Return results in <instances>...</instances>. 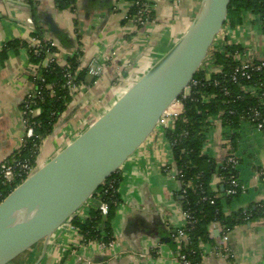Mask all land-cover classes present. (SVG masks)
<instances>
[{
  "label": "crops",
  "instance_id": "obj_1",
  "mask_svg": "<svg viewBox=\"0 0 264 264\" xmlns=\"http://www.w3.org/2000/svg\"><path fill=\"white\" fill-rule=\"evenodd\" d=\"M73 4V8L61 10L55 0H0V167L26 141L22 108L27 95L36 89L38 67L30 59L31 46L55 42L59 65L80 49L75 72L87 75V80L79 81L84 89L72 95L53 132L43 138L39 167L108 110L176 43L202 0H155L152 22L143 26L128 19L132 0H75ZM243 24L244 32L238 30L236 36L248 43L253 57L264 59V44L260 38L252 41L250 35L255 30L246 25L251 23ZM11 41L17 46L1 54ZM49 60L45 59L43 66ZM202 151L218 165L232 151L238 158L239 197L226 201L217 174L210 184L223 198L227 215L250 211L264 202V133L241 119L233 128L217 121L208 129ZM119 171L120 203L112 219V247L84 243L82 235L66 223L48 241L38 243L10 264H179L186 237L180 245L175 244L169 240V232L183 229L186 215L167 136L156 131ZM91 208H95L92 200L76 215L85 221ZM223 228L218 221L209 225L211 241L200 244L201 264H264V213L249 216L230 229L226 243L230 251L218 255L215 248Z\"/></svg>",
  "mask_w": 264,
  "mask_h": 264
},
{
  "label": "water",
  "instance_id": "obj_2",
  "mask_svg": "<svg viewBox=\"0 0 264 264\" xmlns=\"http://www.w3.org/2000/svg\"><path fill=\"white\" fill-rule=\"evenodd\" d=\"M230 3L202 0L193 21L163 56L0 201V264L48 241L156 132L164 111L190 85L226 24ZM169 240L177 244L172 232Z\"/></svg>",
  "mask_w": 264,
  "mask_h": 264
},
{
  "label": "trees",
  "instance_id": "obj_3",
  "mask_svg": "<svg viewBox=\"0 0 264 264\" xmlns=\"http://www.w3.org/2000/svg\"><path fill=\"white\" fill-rule=\"evenodd\" d=\"M75 0H55L57 7L61 10L73 8ZM144 0H132V6L129 16L134 17L137 11L141 8V3ZM243 11H251L255 14H264V0H231L227 22L232 26L243 23ZM264 16V15H263ZM154 17V11L151 12L150 18ZM264 31V20L262 23ZM17 46L15 41H11L5 45L1 54L6 55L7 51ZM38 49L39 53L35 54L34 50ZM56 47H51L49 42H43L42 46L30 47V59L33 64L38 65V77L36 79V89L33 92L32 107L35 113L30 115L29 123L33 125L37 137L26 139L23 147L14 153L7 161L12 163L16 161L28 160L33 166H36L39 149L43 138L53 132L55 123L59 120L62 114L67 109L68 104L72 101L70 89L67 87L66 74L74 73L79 66L78 58L81 56L80 49H77V55L69 60L68 67L60 66L51 55L50 50H55ZM49 58V64L43 66V61ZM217 62L225 65L227 73L234 61L230 58L217 57ZM204 77L202 72H197L195 79ZM214 79L221 78V75H214ZM222 79V78H221ZM87 80L86 73L82 72L78 76V81ZM53 86V87H52ZM240 85L231 84V88L238 93ZM216 92L213 86H201L192 90V95L186 101L185 114L176 121L174 131L167 133V138L170 142L177 137L178 143L172 147L175 165L178 171V179L182 186L179 191L183 197L182 209L193 216L192 223L183 228L186 240L182 244V254H185L195 264L202 262V249L200 244L211 241L209 225L214 221L220 222L225 226V229H233L237 224L245 222L244 211H239L227 215L223 210L222 199L219 195L213 192L210 188L212 177L217 174L223 178V196L229 202L232 198H237L241 194L242 188H237L236 194H228L229 183L226 179L231 174H238L237 170L230 168H221L213 159L203 154L202 148L206 141L207 132L212 125L211 119L220 115L224 123L236 127L240 122V112L243 107H246L250 102L245 100H227V97L218 95L216 98H210L208 102H203L201 94ZM24 105V104H23ZM233 109L235 114L229 113ZM187 132V134H186ZM180 172L183 174L181 177ZM112 185L109 186L110 182ZM122 181L120 171L113 173L96 191L93 198L101 199L110 204V210L104 217L99 209L91 208L90 216L85 221L75 215L71 222L79 228L83 235L84 242H90L95 239H103L108 241L113 238L112 219L115 216L116 206L114 203H120L119 186ZM191 181L193 188H187L184 182ZM12 189L1 183L0 179V201L4 199ZM186 190V192H185ZM264 213L259 204L250 209V218ZM224 233V231H223ZM223 235V234H222Z\"/></svg>",
  "mask_w": 264,
  "mask_h": 264
},
{
  "label": "built area",
  "instance_id": "obj_4",
  "mask_svg": "<svg viewBox=\"0 0 264 264\" xmlns=\"http://www.w3.org/2000/svg\"><path fill=\"white\" fill-rule=\"evenodd\" d=\"M155 7V0H144L141 3V8L137 11L134 17H130L128 15V19L134 22L137 25L143 26L152 22L150 18V14ZM247 20L250 18V22L253 20L258 23V25L262 28V23L264 20V14H255L251 11H246ZM228 20V19H227ZM252 20V21H251ZM31 21V20H30ZM230 23L226 22L222 30L216 36L208 55L203 61L197 72H202L204 77L200 79H193L190 85L184 90L183 94L172 102L169 107L164 111L161 116L157 130L161 132L165 136L170 131H174L176 128V121L178 118L182 117L186 111V101L192 95V90L195 88H199L201 86H213L216 92L213 93H205L201 94L203 102H208L210 98H216L218 95H222L223 97H227L226 101L230 99L234 100H245L249 99V104L246 107H243L240 112V119L242 121H247L251 123L255 129L264 133V59H256L251 55L248 43L245 40H241L236 36V31L243 30L244 25H237L236 27L229 26ZM36 41V39H35ZM51 47H57L55 42H49ZM34 46H42V44L38 43ZM238 48H237V47ZM230 47H235L234 49H230ZM221 51H224L226 54V58H230L234 61V65L232 68L226 73L225 65L217 62V55ZM35 54H38V49L34 50ZM56 50H50L51 55L55 59ZM50 61V60H49ZM56 61V60H55ZM69 61L64 64H60L62 67H68ZM37 71L34 75V80L38 77V67ZM221 75V78L214 79V75ZM67 82L66 85L70 89L71 95H75L84 89V84L79 83L78 75L76 72L67 73ZM231 84L240 85V91L236 93L233 88H231ZM53 87V86H52ZM33 92L28 94L24 100V105L22 108V119L25 125V137L35 138L37 137L34 131V127L29 123V116L35 113V110L32 107V103L34 102L32 99ZM229 113L235 114L233 109L229 110ZM220 115L213 117L211 119L212 124L221 121ZM187 134V132H186ZM179 137L175 138L171 143L173 147L178 143ZM37 163V161H36ZM238 158L236 154L232 151L227 156L226 160L220 165L221 168H230L232 170H237ZM37 168L33 166L28 160L24 161H14L12 163H3L0 167V179L1 183L10 189H14L19 183L24 181L27 177H29ZM166 171H169L170 168L165 166ZM181 177L183 174L180 172ZM178 175V171H177ZM219 177V176H218ZM220 182L223 183V178L219 177ZM229 183V189L227 190L228 194L235 195L237 188L242 187V184L239 180L238 174H231L228 179H226ZM113 181L110 182L109 186H111ZM187 188H193V183L191 181L184 182ZM186 192V190H185ZM94 202L95 208L99 209L101 214L106 217L110 210V204L106 201L97 198H91ZM116 206H119V203L116 201L114 203ZM87 205V204H86ZM260 207L264 211V202L260 204ZM186 215V225H190L193 220V216L189 213L185 212ZM245 219L249 218V211L245 210ZM67 223H70L71 228L82 235L79 231V228L72 224L71 220ZM224 229V228H223ZM224 233L220 238L219 243L216 245V250L218 255H225L230 249L227 247L226 243L228 242V234L230 229L223 230ZM175 240L179 243H182V239L185 238L183 229L174 230L172 232ZM83 237V235H82ZM84 242V241H83ZM97 243L100 247L109 248L114 245V238L105 241L103 239H95L90 242L84 243ZM179 264H195L191 259H189L185 254L180 255Z\"/></svg>",
  "mask_w": 264,
  "mask_h": 264
},
{
  "label": "rangeland",
  "instance_id": "obj_5",
  "mask_svg": "<svg viewBox=\"0 0 264 264\" xmlns=\"http://www.w3.org/2000/svg\"><path fill=\"white\" fill-rule=\"evenodd\" d=\"M242 18H243V23H245V21H248V23H251L249 20H250V18H249V20H247V14H246V11H243V13H242ZM252 21V20H251ZM239 24V25H244V24ZM246 25H248V29H254L255 30V32H253V33H251V35L250 36H252V41H255V38H260V41L264 44V31H263V29H261V27L258 25V23L257 22H255V20H253L252 21V23L249 25V24H246ZM229 26H231L232 27V24H230ZM237 25H235V26H233V27H236ZM244 29H245V26H244ZM237 47V46H236ZM235 47H230V49L232 50V49H234ZM238 48V47H237ZM218 55L219 56H222L223 58H225L226 59V54H225V52L224 51H221L220 53H218ZM217 55V56H218ZM13 264H15V263H13Z\"/></svg>",
  "mask_w": 264,
  "mask_h": 264
}]
</instances>
